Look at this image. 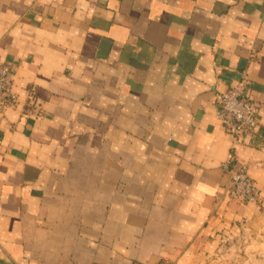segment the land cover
<instances>
[{
    "label": "crops",
    "instance_id": "1",
    "mask_svg": "<svg viewBox=\"0 0 264 264\" xmlns=\"http://www.w3.org/2000/svg\"><path fill=\"white\" fill-rule=\"evenodd\" d=\"M0 63V264H264V0H0ZM244 77L234 146L211 99Z\"/></svg>",
    "mask_w": 264,
    "mask_h": 264
},
{
    "label": "built area",
    "instance_id": "2",
    "mask_svg": "<svg viewBox=\"0 0 264 264\" xmlns=\"http://www.w3.org/2000/svg\"><path fill=\"white\" fill-rule=\"evenodd\" d=\"M14 73L12 66L0 63V110L16 103L12 92ZM249 86V79L241 78L226 90L215 92L211 99L216 118L234 146L247 144L258 125L260 106L251 97ZM248 169V164L241 163L230 170L226 188L228 197L234 202L253 203L262 207L260 190Z\"/></svg>",
    "mask_w": 264,
    "mask_h": 264
}]
</instances>
